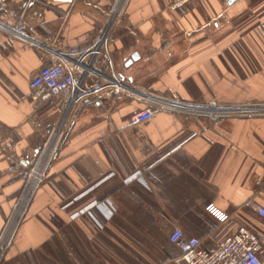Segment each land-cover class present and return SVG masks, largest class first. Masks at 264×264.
<instances>
[{
    "label": "crops",
    "instance_id": "1",
    "mask_svg": "<svg viewBox=\"0 0 264 264\" xmlns=\"http://www.w3.org/2000/svg\"><path fill=\"white\" fill-rule=\"evenodd\" d=\"M113 2L0 4V137L14 147L0 154V232L25 161L64 105L30 95L49 54L1 28L71 47L97 34ZM173 2H128L109 47L122 87L105 88L73 111L3 264H180L169 240L175 228L212 250L241 226L263 238L264 264V219L245 207L248 200L264 207V115L210 121L197 107L264 104V0H194L184 12L171 10ZM157 103L166 108L131 123ZM93 202L105 205L73 217ZM209 203L229 214L228 225L204 212Z\"/></svg>",
    "mask_w": 264,
    "mask_h": 264
},
{
    "label": "built area",
    "instance_id": "2",
    "mask_svg": "<svg viewBox=\"0 0 264 264\" xmlns=\"http://www.w3.org/2000/svg\"><path fill=\"white\" fill-rule=\"evenodd\" d=\"M6 0H0L4 4ZM130 0H114L110 13L97 34L86 39L82 44L67 46L57 39L44 42L31 36L23 30H14L6 25L5 29L15 38H20L31 47L49 54V62L39 70L30 81L31 97L45 104L56 98H63L62 114L48 130L40 149L25 163L23 184L15 198L10 213L4 220L0 232V264L6 260L14 245L22 225L31 213L38 190L47 178L53 159L59 154L60 147L67 131L69 118L73 111L85 99L92 97L108 87H122V82L115 76L114 63L110 53V43L113 29L124 15ZM194 0H174L170 9L184 12L187 5ZM200 115L210 118V121L235 116L252 117L264 115V104L246 103L239 106L223 105L210 102L201 106ZM165 105L152 104L144 111L131 117V123L151 118ZM13 144L7 137H0V154L13 151ZM102 202H93L83 207L79 214H86L93 206L101 207ZM245 207L251 209L264 219V207L253 200H248ZM204 212L219 225L230 223V216L213 203L205 205ZM212 228L213 224L209 223ZM170 242L177 245L180 251V264H263V238L248 228L241 226L235 233L228 236L215 249L201 246L198 239L186 237L180 228H175L170 235Z\"/></svg>",
    "mask_w": 264,
    "mask_h": 264
},
{
    "label": "rangeland",
    "instance_id": "3",
    "mask_svg": "<svg viewBox=\"0 0 264 264\" xmlns=\"http://www.w3.org/2000/svg\"><path fill=\"white\" fill-rule=\"evenodd\" d=\"M215 102V101H214ZM210 103V102H209ZM207 104V103H206ZM204 105V104H203ZM198 113H201V111H199ZM72 117V116H71ZM70 117V118H71ZM204 119H206V120H210V118H207V117H204V116H202ZM70 118H69V120H70ZM68 120V121H69ZM207 123L209 122V121H206ZM67 132V131H66ZM66 134V133H65ZM64 137H65V135H64ZM64 139V138H63ZM63 142V141H62ZM13 150H14V148H13ZM12 152V151H11ZM10 152H8V153H6V154H1L2 156H5V155H7V154H9ZM58 156V155H57ZM57 156L53 159V161H52V163H51V165H50V168H51V166H52V164H53V162L55 161V159L57 158ZM30 159V157L25 161V163H27V161ZM25 167V166H24ZM50 168H49V170H48V173H49V171H50ZM23 169V168H22ZM23 172H24V169H23ZM24 175V174H23ZM47 178H48V174H47ZM47 178L44 180V183L41 185V187H40V189L43 187V185L45 184V182L47 181ZM40 189L38 190V193H39V191H40ZM16 240V239H15ZM15 243V242H14ZM14 246V245H13ZM13 246H12V248H13ZM11 248V249H12ZM11 249H10V251H11ZM9 251V252H10Z\"/></svg>",
    "mask_w": 264,
    "mask_h": 264
},
{
    "label": "water",
    "instance_id": "4",
    "mask_svg": "<svg viewBox=\"0 0 264 264\" xmlns=\"http://www.w3.org/2000/svg\"><path fill=\"white\" fill-rule=\"evenodd\" d=\"M137 59V56H133L132 60ZM132 60L130 62H128V64H131Z\"/></svg>",
    "mask_w": 264,
    "mask_h": 264
},
{
    "label": "bare ground",
    "instance_id": "5",
    "mask_svg": "<svg viewBox=\"0 0 264 264\" xmlns=\"http://www.w3.org/2000/svg\"><path fill=\"white\" fill-rule=\"evenodd\" d=\"M200 109V108H199Z\"/></svg>",
    "mask_w": 264,
    "mask_h": 264
}]
</instances>
